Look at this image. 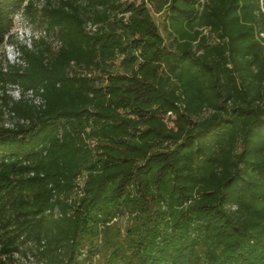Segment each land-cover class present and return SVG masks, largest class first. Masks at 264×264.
Segmentation results:
<instances>
[{
	"label": "trees",
	"instance_id": "trees-1",
	"mask_svg": "<svg viewBox=\"0 0 264 264\" xmlns=\"http://www.w3.org/2000/svg\"><path fill=\"white\" fill-rule=\"evenodd\" d=\"M36 9L0 0V43ZM41 13L57 47L42 37L21 44L27 66L0 64L1 85L44 99L0 103V264H98L94 240L122 215L127 264H264L261 0H47Z\"/></svg>",
	"mask_w": 264,
	"mask_h": 264
},
{
	"label": "rangeland",
	"instance_id": "rangeland-1",
	"mask_svg": "<svg viewBox=\"0 0 264 264\" xmlns=\"http://www.w3.org/2000/svg\"><path fill=\"white\" fill-rule=\"evenodd\" d=\"M54 3L59 0H49ZM264 8V0H261ZM47 3V0H35V6L37 11V16L35 19L30 18L28 15L22 12H18L15 15V25L13 27L12 34L5 40V42L0 43V64L3 69H8L10 65L21 64L22 66H27L28 61L23 57V52L20 48L21 44L28 46L29 48H35L39 43V39L44 37L51 41L54 48L57 47L59 41L53 33H50L48 29V23L46 18L43 16L42 6ZM153 16L158 23L162 34L165 37L167 44H171L173 41V36L169 34V31L164 27V11H156L151 7ZM95 24L92 20H89L88 28H95ZM200 29L205 30L201 26H197ZM262 36L264 38V30L262 31ZM264 45V40H262ZM117 64L115 69L120 70L121 67ZM76 70L85 71L86 68L80 66L74 67ZM88 71V69H87ZM7 96L11 99L19 100L24 98L21 89L17 85H7L3 86L0 82V103L4 102L7 99ZM6 97V98H5ZM210 109H206L202 115L205 116L209 114ZM10 111L6 109L4 123L5 125L12 126L16 120L17 116L12 117ZM169 124L172 125V122L169 121ZM91 144H95L93 140H90ZM82 174L80 176L79 182L83 184L84 178ZM135 219L131 216L122 215L114 219L111 224V229L106 232L103 231L96 239L94 240L93 247L96 250V255L94 257V262L101 264L106 262L107 264H127L126 258L129 255V244L131 243V230L130 226L134 223ZM89 243V242H88ZM89 246V244H88ZM86 253V251H85ZM15 264H40L33 259L23 257L22 255H16Z\"/></svg>",
	"mask_w": 264,
	"mask_h": 264
},
{
	"label": "built area",
	"instance_id": "built-area-1",
	"mask_svg": "<svg viewBox=\"0 0 264 264\" xmlns=\"http://www.w3.org/2000/svg\"><path fill=\"white\" fill-rule=\"evenodd\" d=\"M17 86H19V85H17ZM19 87H20L21 92L23 93L25 99H27L30 102L37 104V105H42L44 103V99L42 98V96L37 94L33 88H30V89L23 91L21 86H19Z\"/></svg>",
	"mask_w": 264,
	"mask_h": 264
}]
</instances>
